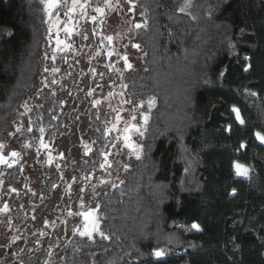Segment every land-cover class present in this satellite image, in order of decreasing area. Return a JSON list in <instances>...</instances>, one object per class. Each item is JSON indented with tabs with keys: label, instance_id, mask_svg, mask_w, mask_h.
<instances>
[{
	"label": "trees",
	"instance_id": "1",
	"mask_svg": "<svg viewBox=\"0 0 264 264\" xmlns=\"http://www.w3.org/2000/svg\"><path fill=\"white\" fill-rule=\"evenodd\" d=\"M127 3L117 7L130 15L121 19L122 48L133 38L141 56L137 66L105 71L114 85L97 98L93 80L105 67L96 33L108 14L73 13L74 24L91 26L92 52L102 57L86 55L92 72L71 52L54 54L41 0H0V152L17 161L0 170L2 188L19 193L8 203L18 235L0 237V264H264V144L254 136L264 131V0H191L185 12L184 0H133L134 11ZM121 89L120 99L148 116L139 158L95 191L86 180L104 171L107 102ZM13 151L19 157L5 154ZM233 161L251 166L250 176H237ZM91 195L104 236L72 229L55 247L56 225Z\"/></svg>",
	"mask_w": 264,
	"mask_h": 264
},
{
	"label": "rangeland",
	"instance_id": "2",
	"mask_svg": "<svg viewBox=\"0 0 264 264\" xmlns=\"http://www.w3.org/2000/svg\"><path fill=\"white\" fill-rule=\"evenodd\" d=\"M94 1L96 3H94ZM121 3L124 4V11L127 10L126 6L128 7L127 0H120ZM80 4L85 5L83 12L86 14H82V10L77 7V10L75 14L80 10L81 17H85L86 20H92V16H97L98 13L95 12L96 7H103L104 6V0H79ZM116 3V0H113V4ZM120 3V4H121ZM72 5V0H60V4L52 9V15L51 18H49L48 14V37L51 44V47L54 51V54H58L62 51L71 52L76 57L75 59L80 63V65L83 64L85 61L87 65H90V70L92 72H95V64L94 62L87 61L89 59L88 54L92 53V58L96 56L97 59L102 60V57H97V55L92 52V43L93 40L91 39L92 36H90V33L92 31L91 26H88V29L86 24L76 25L74 24L76 19V15L74 16L73 13L68 15V9ZM120 8V7H118ZM117 7L114 9H105V15H107L108 18H100L102 21L99 23V30L96 33L97 38L99 41L98 46H100L101 49H103L104 54V62L103 66L105 69L97 71V77L93 80L92 90L94 89V93L96 94L97 98H108V87L113 86L114 84L111 83L112 81H108L106 78L105 71H112L114 70H121L122 68H128L126 67L125 61L123 60V57L126 55L128 57V63L131 65L137 66L136 59L141 56L140 54V47L135 48L133 45H136L137 42L133 40V38H130V40L126 41L128 42L126 45V49L122 48V44L124 43L126 37L129 35V32L126 31L127 29V22L121 19H124L128 21L130 19V15L124 11H120ZM104 15V16H105ZM78 21V20H77ZM80 23V21H79ZM71 28V33H68L65 31V28ZM129 27V26H128ZM84 28V29H83ZM96 28V27H95ZM96 31V30H95ZM82 36V37H81ZM112 36L113 41L111 44L107 42L105 37ZM57 40L62 41L63 43L57 44ZM82 44V47L78 44ZM96 44V43H95ZM94 44V45H95ZM96 49V48H95ZM98 49V48H97ZM96 49V50H97ZM121 51L123 53L121 54ZM96 53L98 52L95 51ZM112 52V55L109 56L108 53ZM122 55V56H121ZM119 56V57H118ZM57 57V56H54ZM102 64V63H101ZM132 66V67H133ZM86 72V71H85ZM94 74V73H93ZM99 74V75H98ZM53 75L55 78H58L60 75H57V71L53 72ZM66 74L64 73L63 76ZM84 75V74H83ZM61 77V76H60ZM59 80V79H58ZM82 84H84L83 81H81ZM80 83V85H81ZM96 83H99V86H97ZM113 84V85H112ZM60 87H64V82H60ZM86 85V84H85ZM104 86V88H103ZM120 87V86H119ZM124 87V84L123 86ZM106 89V90H105ZM123 94V90L119 91L118 93H115L113 100L115 101V104H110L107 102V106H110V116L108 115L107 118H110L107 125V130L109 133L110 138V145L105 153L104 156V167H103V173H101L100 179L96 182H93L94 180H90L89 178L86 180L87 182L92 183L90 184L92 188L95 189V191L100 188H109L115 183H117L123 175V172L125 171L126 167L129 165L128 162L137 156V151L134 150V148L129 147L128 144H132L135 146H138L139 152H140V135L143 131V116L140 117V115L135 110V105H133L128 98L123 97L120 99L121 96L118 94ZM106 100V99H104ZM104 103V101H102ZM101 102V103H102ZM135 117V119H133ZM135 124L139 131H136L135 129H131L129 132L125 133V128H130L131 125ZM125 135L129 136V141L126 143L124 140ZM52 148L58 152H64V147L61 146L59 149L58 147L60 144L58 142L52 143ZM10 155V153H5ZM57 155H61L60 153ZM68 165V168H65L66 170L71 169L70 167L73 166V160H70L69 162L66 161L65 165ZM73 170H70L69 172H72ZM71 174V175H72ZM3 170H0V209H3L4 205L7 204L12 198L18 197V191H12L14 189L13 187L11 189L5 190L2 188L4 180H3ZM72 183L73 175L70 176ZM86 183V182H85ZM88 186V185H87ZM87 189L85 188V191ZM84 191V193H85ZM92 211L94 212L96 218L100 222V216L98 214V210L96 207V200L95 196L91 195L88 199H85L84 202L80 201L79 208H75L74 210H71V214L69 215V218L64 222H59L55 227V233H56V245L55 247H59L64 239H66L67 235L71 233V230L73 229L74 232L79 233L80 231L84 230V227L86 225V222L84 217L80 215V213ZM32 221V220H31ZM68 221V223H67ZM21 223L24 225V220L21 221ZM3 224V225H1ZM66 224L68 226V230H65ZM65 226V227H64ZM71 227V229L69 228ZM90 226V225H89ZM64 227V230L62 231ZM12 229V236L11 238H16L18 235L17 229L14 225V220L11 219L9 216V212L0 211V237L6 236L8 231ZM79 229V231H77ZM64 232V234H62ZM95 232H93L94 234ZM92 234V235H93ZM13 238V239H14ZM63 239V240H62Z\"/></svg>",
	"mask_w": 264,
	"mask_h": 264
},
{
	"label": "snow or ice",
	"instance_id": "3",
	"mask_svg": "<svg viewBox=\"0 0 264 264\" xmlns=\"http://www.w3.org/2000/svg\"><path fill=\"white\" fill-rule=\"evenodd\" d=\"M128 2H129V4H132V8H130L129 11H134L135 4L133 3V0H128ZM41 3L44 4V10L48 14L49 18H51L52 9L56 8L60 4V0H41ZM119 6H120V0H116L115 4H113V0H104V6L103 7H96L95 8V12L98 13L99 16L102 17V16L105 15V9L106 8L114 9L116 7H119ZM77 7H79L82 10V14H86V13L83 12V9H84L85 5L80 4L79 0H72V5L68 9V13L67 14L70 15L72 13H75L76 10H77ZM189 7H191V0H184V5L179 8V11L180 12H185L186 9L189 8ZM141 15H143V13H141ZM91 19L93 21H96L97 20V16H92ZM146 26H147V22L146 21L143 22V23H134V27L137 28V29L142 28V27H146ZM65 31L68 32V33H71L72 29L66 27ZM105 39L107 40V42L109 44H111L112 41H113V37L112 36H107V37H105ZM61 43H63V42L60 41V40H57V44H61ZM133 47L139 48V45L136 44V45H133ZM108 55L111 56L112 52H109ZM123 60L125 61L126 67H128V68L132 67V65L127 62L128 61V57L126 55L123 57ZM250 67H251V65L249 64V65H247L245 67L244 70L248 71ZM221 75H223V73H221ZM246 91H247V89H246ZM249 94L252 95V96H256L257 95V93H255V92H250ZM154 103H155V99L154 98H150L149 101H148L149 107L153 106ZM231 111L235 114L236 120L241 125L245 124V120L243 119V117L241 115V111H240V109L238 107L233 105ZM133 119H135V117H133ZM143 119H144L145 123H147L148 116L145 115L143 117ZM131 129H135L136 131H139V128L135 124L131 125L130 128H125L124 131H125V133H127ZM19 130L20 129H17V131H19ZM228 130H231V126H229ZM28 131H31V128H29ZM40 131L43 132V129L41 128ZM142 134L143 133H141V135ZM254 136L261 144H264V131H255L254 132ZM129 139H130L129 136L125 135L124 140H125L126 143L129 141ZM42 146L47 147L46 145H42ZM128 146L134 148V150L137 151V156L139 158V148H138V146L132 145L130 143L128 144ZM3 147H4V145L0 144V149H2ZM245 147H246V143L244 141H241L237 151H239L240 149H244ZM89 151H90V149H89ZM10 155H11V157L15 158V157H19L20 154L18 152L13 151V152L10 153ZM16 162H17L16 160H13L10 163L8 158L2 152H0V164H7L9 167H11L12 163H16ZM101 167H104V165H101ZM232 167L234 168L235 174L237 176H242V177H245V178H248L250 176L251 171H252L251 166H249L247 164H244V163H241L239 161H233ZM12 191H15V189H12ZM235 191H236L235 189L232 190L233 193H235ZM0 211L7 212L8 211L7 204H5L3 209H0ZM80 215H82L84 217L85 221L88 222V223H86V225L84 227V230L79 232V234L81 236H88L89 238H91L93 232H100L99 221L96 218L94 212L88 211V212L80 213ZM191 228L195 229L197 231L201 230V226L198 223H193L191 225ZM77 231H79V229H77ZM100 235L104 236V233L100 232ZM105 238H107V237H105ZM154 255L157 258H160V257H163L165 255V252L163 250H155L154 251Z\"/></svg>",
	"mask_w": 264,
	"mask_h": 264
}]
</instances>
